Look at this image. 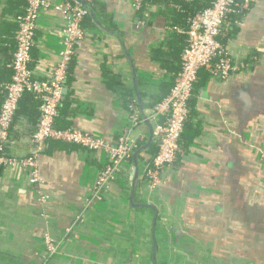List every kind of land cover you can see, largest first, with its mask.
<instances>
[{
	"label": "crops",
	"instance_id": "crops-1",
	"mask_svg": "<svg viewBox=\"0 0 264 264\" xmlns=\"http://www.w3.org/2000/svg\"><path fill=\"white\" fill-rule=\"evenodd\" d=\"M45 1L50 6L40 11L31 49L38 79L52 75L65 23L54 5L66 0ZM94 3L105 30L89 16L55 122L114 146L129 122L130 91L135 99L139 94L150 121L163 122L161 116L152 119V110L168 93L174 73L153 58L154 49L168 51L172 32L183 33L166 26L160 3L143 8L151 16L143 26L135 24L129 0ZM23 4L0 0V45L14 36ZM220 40L229 54L252 66L226 80L207 79L200 71L176 161L154 188L144 173L158 139L148 144L144 123L133 131L145 148L137 155L132 196L131 157L102 198L91 197L107 158L103 150L47 140L37 159L49 196L45 203L24 172L0 166V264H37L45 231L59 245L46 264H264V0H252L242 16L231 18ZM8 61L0 52L1 93L10 76ZM33 127L23 116L14 119L9 154L29 153Z\"/></svg>",
	"mask_w": 264,
	"mask_h": 264
},
{
	"label": "built area",
	"instance_id": "built-area-1",
	"mask_svg": "<svg viewBox=\"0 0 264 264\" xmlns=\"http://www.w3.org/2000/svg\"><path fill=\"white\" fill-rule=\"evenodd\" d=\"M90 3L92 0H86ZM136 13L143 9L145 0H129ZM252 0H211L210 5L188 19L186 46L181 54V69L174 76L168 94L152 110V119L161 116L162 123L153 129L154 137L159 140L157 151L150 165L145 167V180L154 188L159 184L163 170L172 165L179 152V140L188 115V99L198 80L201 69H206L210 79L226 80L234 73L249 69L252 63L233 57L219 40L224 27L233 16H242ZM45 0H26L24 14L19 18L15 35V51L12 59V76L3 85V100L0 103V166L16 167L24 172L29 183L45 203L49 196L43 191V180L39 175L38 156L47 140H57L79 145L88 150H103L107 158L98 171L91 190V197L100 200L111 182L121 174L124 167L130 165L132 154L141 146L133 137V131L143 123L136 99L127 105L129 122L118 135L114 146L79 129H59L55 125L63 97V89L68 68L72 61L76 45L85 36L83 20L87 14L77 0L64 1L54 8L61 9L65 23L61 30L58 61L48 79L33 78L30 68L31 49L34 44L37 21L40 11L48 8ZM151 20L145 12L136 25H146ZM26 91L32 92L41 101L40 117L30 136L31 150L27 155L14 156L7 151L9 129L17 109L19 99ZM141 138V137H140ZM139 139V138H138ZM42 251L37 264H46L58 253L59 245L48 231L43 233Z\"/></svg>",
	"mask_w": 264,
	"mask_h": 264
},
{
	"label": "trees",
	"instance_id": "trees-1",
	"mask_svg": "<svg viewBox=\"0 0 264 264\" xmlns=\"http://www.w3.org/2000/svg\"><path fill=\"white\" fill-rule=\"evenodd\" d=\"M68 1H72V0H68ZM210 1L211 0H145L144 4H143V8L145 6L152 5L154 3L162 4L164 7L162 12H163V14H165V17L167 19L166 26L169 28H181L182 30L180 29V31L183 32V31H186V29L188 28V19L193 17L197 12L201 11L202 9H204L205 7L210 5ZM90 4H91L93 10L96 9V5L94 3V0H92L90 2ZM25 6H26V0H24V4L22 5L19 12L15 15L16 29H15L14 36L11 37V41L9 43H5V44L3 43L2 45H0V52L2 54H8L9 59H10V62L8 61V63H7V66L10 70V76H9V79L6 80V83L10 81L11 76H12V59H13V53L15 51V35H16V31L18 29L19 18L24 14ZM145 8H147V7H145ZM144 13H145V11H143V9L136 12L135 13L136 18L141 20L144 16ZM233 17H240V16L237 15V16H233ZM89 21H90V17L88 14H86L84 17V20H83V27L88 25ZM220 39H221V35L219 36V40ZM221 43H222V41H221ZM185 46H186V35L184 33L183 34L177 33V31L175 30L170 35V38L167 40V50L168 51H164L163 49H160V48L157 49L156 48V49H154L153 58L156 60H159L163 69L173 71V73H174L173 78H174V76L181 69V54H182V51H183ZM71 63H72V61L70 62V65H71ZM70 65L68 68L66 81H67V78L69 75ZM30 68L33 70L32 61L30 63ZM202 70H204L206 78L207 79L210 78V75L207 72V70L201 69L200 71H202ZM200 71L198 74V80L195 83V85L193 86L191 96L188 99V104H187L188 115H187V118L185 120V123H186L188 116H189V113H190V110H189L190 100L194 94L195 87L199 81ZM33 78L38 79L34 76V74H33ZM38 80H43V79H38ZM110 80H112V82H113L112 78ZM66 81H65L64 85H66ZM172 84H173V81H172ZM116 85L119 86V83H117ZM171 87H172V85H171ZM168 90H170V89L168 88ZM123 95L126 96L125 93H123ZM3 97H4L3 92L2 93L0 92V103L3 100ZM134 99H135V97L132 96L131 91L128 92V97L126 99L127 100L126 105L133 102ZM61 103H62V101H61ZM40 106H41V101L35 96V94H33L32 92L26 91L25 93H23V95L19 99L17 109H16L14 116H13V121L16 117L23 116L27 119L28 123H30L31 125H33L35 127L38 120H39V117H40ZM185 123H184V126H185ZM55 125H56V122H55ZM34 127H33V131L35 129ZM56 127L59 128L58 126H56ZM59 129H69V127L59 128ZM183 129H184V127H183ZM181 136H182V133H181ZM181 136H180V140H179V147L180 148H181ZM156 151H155V153H156ZM155 153L152 155V157H150V159H148L146 161V165H150L151 160H152L153 156L155 155Z\"/></svg>",
	"mask_w": 264,
	"mask_h": 264
},
{
	"label": "water",
	"instance_id": "water-1",
	"mask_svg": "<svg viewBox=\"0 0 264 264\" xmlns=\"http://www.w3.org/2000/svg\"><path fill=\"white\" fill-rule=\"evenodd\" d=\"M80 5L82 6V8L84 10H86L87 14L93 19V21L99 25L100 28H102L103 30H105V27H103V25L101 24V22L97 19L96 15H95V12L94 10L92 9L91 7V4L88 3L86 0H77ZM239 2H242L243 0H237ZM113 35H115L116 37H118L117 34L115 33H111ZM126 55H128V53H126ZM128 60H129V63L131 65V71H132V77H133V81H134V89H135V92H136V75H135V69L133 67V64L131 62V59L129 56H127ZM63 93H65V89H63ZM136 102H137V105L139 107V113H140V116L143 120V123L148 127L149 129V135H148V144L150 142H152V140L154 139V134H153V129L155 127V122L154 121H150L148 119V117L144 114V109H143V103H142V100L139 96V94L136 92ZM158 144L160 143L159 140H157ZM147 145V144H146ZM145 146H141L139 147L133 154H132V159H133V163H134V166L131 168L130 170V175H131V189H132V194L131 196L133 195V192L135 190V187H136V181H137V173H138V168H137V155L140 153V151L142 149H144ZM138 206H141V207H146V208H149V209H153L154 210V207L152 205H149V204H140ZM154 254H155V245L153 247V251H152V259L154 261Z\"/></svg>",
	"mask_w": 264,
	"mask_h": 264
}]
</instances>
